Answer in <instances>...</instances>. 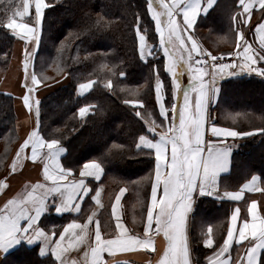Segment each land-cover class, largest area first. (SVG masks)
Returning a JSON list of instances; mask_svg holds the SVG:
<instances>
[{
	"label": "snow or ice",
	"instance_id": "snow-or-ice-1",
	"mask_svg": "<svg viewBox=\"0 0 264 264\" xmlns=\"http://www.w3.org/2000/svg\"><path fill=\"white\" fill-rule=\"evenodd\" d=\"M8 4L11 6L12 0H8ZM216 4L217 0H146L147 11L159 36L158 47L148 43L145 34L147 29L142 30L141 18L139 14L135 16L134 30L138 38L139 55L147 62L149 58H156L159 53H163L166 57L163 70L170 78V87L166 89L160 69L154 66L155 101L159 115L163 118L159 125L152 118L151 112L147 113L148 118L145 119L138 110L144 107V100L139 98V88H121V91L138 97L123 102L134 110L136 117L144 121L146 128L138 134L134 148L137 155L143 153L153 158V171L141 180L133 181L140 189L145 186L144 182L150 186L144 236L131 234L121 221V198L128 191L127 187H121L112 205L114 231L117 234L108 239L102 236L101 221L94 219L95 211L87 216L86 223L73 219L59 232L54 225L47 230L46 225L41 226L42 217L46 218V214L53 210L56 214L81 213L85 197L93 191L95 195L91 196V199L103 207L100 200L101 190L90 187L88 178L101 180L105 172L104 163L108 157L114 149L122 150L125 146L113 144L100 158L89 159L82 166L74 167L67 156L64 157L65 163L61 162L62 154L67 153L68 149L61 139H46L42 134L41 101L32 96L37 86L47 77L43 74L38 77L34 70L29 74L34 52L40 43L45 10L52 7V4L48 0H23L21 5L15 6L3 27L25 41L23 87L26 92L20 99L29 112L34 109L36 123L19 144L11 160L9 174L15 173L24 160L30 159L34 163L39 161L42 164L43 179L34 183L26 182L20 191L10 196L5 195V199L0 202V253L3 254V264H15L9 261L8 257L16 251H32L31 245L37 243L38 256L41 258L51 255L54 257V264H81L76 259H70L68 253L87 244L89 225L93 223L95 243L83 251V264H108L103 255L105 252L110 256L117 252H132L138 249H152L155 252L153 233L158 235L161 232L167 244L156 264H194L189 220L196 198L209 196L240 201L245 190L264 193V188L257 184L259 178L256 175L238 191H220L221 174L231 168L232 153L234 148L238 147L236 141L257 134L264 136V117H260V125H253L251 130H238L237 127L220 126L211 111L212 105L219 102V81L225 76L246 73L264 78V16L251 29L253 35L258 38L255 47L253 42L246 38L244 27L250 23L254 8L264 10V0H238L241 11L230 14V32L235 33L234 49L214 55L195 39L194 28L198 18L207 17ZM31 9H34V15L30 16L32 22H19L17 17L29 16ZM110 25L111 22L105 21V17L101 15L91 26L97 30H105ZM87 30L86 27L85 31ZM29 44L32 45L31 49ZM64 47L62 43L60 50ZM232 56H235L239 63L224 62L225 57ZM101 67L112 72L106 63ZM185 73L189 78L187 83L183 81ZM112 75L116 73L112 72ZM119 75L123 77L126 74L121 71ZM94 83L93 80L80 83V93L90 90ZM105 86L111 89L112 81L109 79ZM166 97H170L167 106ZM89 108L90 106L79 108L82 121L89 113ZM233 122L235 123V120ZM158 127H163L164 130L158 132ZM53 132L58 133L60 129H53ZM29 148L30 155L26 152ZM8 188L6 176L0 179V195H4ZM248 212L251 220L244 219L242 226L238 227L240 208L234 210L222 243L213 239L211 225L207 227L206 232L202 231V243L205 247L212 248L216 244L213 255L207 258L208 264H264V216L257 215V201H251ZM234 241L245 248L242 254H238V258L232 256ZM245 241L248 242L246 246L243 243ZM22 264L31 262L24 261ZM148 264H151V261Z\"/></svg>",
	"mask_w": 264,
	"mask_h": 264
},
{
	"label": "trees",
	"instance_id": "trees-1",
	"mask_svg": "<svg viewBox=\"0 0 264 264\" xmlns=\"http://www.w3.org/2000/svg\"><path fill=\"white\" fill-rule=\"evenodd\" d=\"M48 2L52 7L45 10L43 31L34 64L38 77L41 74L47 77L39 85L47 88L46 96L39 99L42 134L46 139H61L68 149L65 156L68 161L73 162L74 167L82 166L89 159L100 158L113 144L124 145L122 150L114 149L104 163L108 187L112 192L127 187L129 194H139L144 199L142 191L133 181L141 180L153 171V158L143 153L137 155L134 144L138 134L146 126L143 120L135 116L134 110L123 102L138 97L121 91V88H139V98L144 100V107L138 110L145 119L148 118L147 113L151 112L152 118L159 125L163 118L159 115L155 101L154 66L160 69L166 89L170 87V78L163 70L164 58L157 56L145 62L139 55L138 38L134 30L136 14L141 18L142 30L147 29L145 34L148 43L157 47L158 40L154 22L146 8V0ZM22 3L23 0H12L10 6L8 0L0 2V68L5 73L13 60L17 36L4 28L3 23L12 15L15 6ZM237 5L238 0H219L208 23L215 24V28L221 30L230 14L237 10ZM31 15H34V9L26 20L30 21ZM101 15L105 17V21L111 22L110 27L105 30H97L91 26ZM62 43L65 47L60 50ZM105 63L116 75L101 67ZM121 71L126 75L121 77ZM109 79L112 81L111 89L105 86ZM88 80L95 83L89 92L81 95L78 85ZM221 88L222 103H219L221 109L218 110L221 124H229L230 117L238 119L243 116L250 124L245 121L244 130L260 125L264 108L258 109L253 102L257 100L264 105V79L255 75L236 76L222 82ZM248 94L254 98L253 102H233ZM169 98L166 97V106ZM84 106L90 108L82 121L78 110ZM16 126L14 97L0 90V144L11 139ZM56 128L60 132H53ZM257 136L245 140L234 154V172L243 180L252 173H259L264 180V136ZM16 142L12 144L6 161ZM254 158L258 161L251 163ZM8 260L15 264H22L24 261H30L31 264H52L49 259L39 257L36 248L29 252L17 251Z\"/></svg>",
	"mask_w": 264,
	"mask_h": 264
},
{
	"label": "crops",
	"instance_id": "crops-1",
	"mask_svg": "<svg viewBox=\"0 0 264 264\" xmlns=\"http://www.w3.org/2000/svg\"><path fill=\"white\" fill-rule=\"evenodd\" d=\"M219 0H217L218 3ZM217 6V4H216ZM216 6L214 10L210 11V14L207 17L201 16L197 20V24L194 28L195 39L200 43L204 48L212 51L214 54L220 53L222 51L228 52L232 51L235 46V33L230 32L231 21L230 17L224 22L226 25L223 26L221 30L215 28V24H209V16L211 12L216 11ZM241 11L240 6L237 5V10L235 13ZM234 13V14H235ZM264 16V10H260L258 7L252 10V16L250 23L245 25L246 29V38L253 42L255 47L258 44V38L253 35L252 28L257 22L260 21L261 17ZM18 19V18H17ZM19 22L28 23L26 18L23 17L18 19ZM190 43V42H188ZM30 45V44H29ZM28 45V47H29ZM25 48V41L17 37L15 51L13 60L9 67V70L4 74L0 75V90L4 93L10 94L14 97L15 100V110L17 114V133L18 140L12 149L9 159L4 163L0 169V179H4L7 176V183L9 188L5 190L4 195H0V202L5 199V195L10 196L15 192H18L22 189L23 185L26 182H36L37 180H42V164L37 162H32L30 159L24 160L22 166L17 168L15 173L9 174L11 160L15 156V152L18 150L19 144L22 143V139L26 137V134L35 127L36 117L35 111L29 112L22 104L20 97L26 89L23 87L24 81V68L23 65L20 66L21 61L23 63V54ZM30 49V48H29ZM216 51V52H214ZM235 61L239 63L235 57ZM20 62V63H19ZM247 75L246 73H240L238 76ZM255 75V74H253ZM256 76V75H255ZM236 77V76H232ZM232 77L225 76L219 81V87L221 88L222 82L231 79ZM259 77V76H257ZM30 78V75H29ZM261 78V77H259ZM187 73L184 75V83L188 82ZM264 79V78H262ZM37 90L32 93L34 98L40 99L41 97L46 96V87L37 86ZM90 90L84 92L81 95L86 94ZM80 92V91H79ZM218 104V103H217ZM217 104L212 105L211 111L213 116L219 122L218 119V109ZM233 118H236L235 116ZM220 126H225L219 123ZM231 142V138H229ZM238 147L234 148L232 153V164L228 172L221 174V193L223 191H238L243 186L244 183L251 180L253 175H256L259 179L257 184L260 188H264V180L262 179L259 173H252L246 179H241L240 176H237L234 172V154L239 148V143L236 141ZM30 148L26 152L30 155ZM67 153L62 154L61 162H63L64 157ZM89 186L101 190L100 200L103 207H100L91 199V196L95 195V191L90 192L88 197H85L84 202L81 205V213L66 212L63 214H56L54 210L46 214V218L42 217L41 226H47L51 228L53 225L56 227L57 231H61L63 226H66L73 219H77L80 223L87 222V216L91 215L93 211L96 212V217L94 219H99L101 221V232L102 236L105 239L112 238L115 234L114 231V217L112 216V205L115 202V196L119 193L112 192L108 187V180L105 177V172L101 177V180L96 181L94 178H88ZM129 191H127L124 196L121 198V206L119 208V213L121 216V221L126 225L131 234H136L141 237L144 236V229L146 227V207L148 199L141 201L140 197L134 196L133 199L129 198ZM135 199V200H134ZM257 201V215L264 216V193L260 191H247L245 190L244 196L240 201H234L229 198L216 199L209 196H199L196 198L193 211L190 214V231L189 236L192 241L193 257L194 264H208V257L213 255V249L216 248V244L212 248H207L202 243V231L206 232L209 225L213 228V239L217 243H222V239L226 236V231L230 227L231 223V214L234 210L239 207L240 214L238 216L237 226H242V221L244 219L251 220V215L248 212L251 201ZM64 218V219H61ZM94 223L89 225V236L87 238V244H83L79 249H72L68 253L70 259H76L83 264L84 257L83 251L87 250L89 245H94ZM155 227V224L153 225ZM153 238L155 240L156 251L153 252L152 249H138L132 252H117L114 255L110 256L109 253L105 252L104 259L108 261V264H118V262L127 261L128 264H148L151 261V264H156V261L159 258V255L162 253L163 249L166 247L167 241L163 237V233L158 235L153 233ZM244 245H247V241L243 242ZM31 247L36 248L39 253V244H33ZM245 248L241 247L240 244L233 242L232 245V256L238 258V254H242ZM9 251H12L9 249ZM17 252V251H16ZM14 252V253H16ZM13 253V254H14ZM11 257V256H10ZM8 257V259L10 258ZM3 254L0 253V264H3ZM49 259L52 264H54V257L49 255L45 257Z\"/></svg>",
	"mask_w": 264,
	"mask_h": 264
},
{
	"label": "rangeland",
	"instance_id": "rangeland-1",
	"mask_svg": "<svg viewBox=\"0 0 264 264\" xmlns=\"http://www.w3.org/2000/svg\"><path fill=\"white\" fill-rule=\"evenodd\" d=\"M32 10V9H31ZM31 10H30V13H31ZM29 17V16H28ZM18 19H21V18H19V17H17ZM25 18H27V16L25 17ZM28 23H31L32 21L30 20H26ZM157 34V33H156ZM157 47L159 46V36H158V34H157ZM29 48L31 49L32 48V45H29ZM37 50H38V48H36V50H35V52H34V61H33V63L30 65V67H29V74H31V72L34 70V64H35V59H36V55H35V53L37 52ZM221 53V52H220ZM214 54V53H213ZM158 56L159 57H161V59L162 58H164V60H165V63H166V57H164L163 56V53L161 52V53H159L158 54ZM20 63V62H19ZM23 65V63H22V61H21V64H20V66H22ZM5 74V72H3V69H1L0 68V75H4ZM168 75V74H167ZM53 77V76H52ZM169 77V76H168ZM169 81H170V79H169ZM183 81H184V76H183ZM222 95H223V91H222V88H221V94H220V98H219V102H218V104H217V109L218 110H220L221 109V104L219 105V103H222ZM240 96V95H239ZM257 99V98H256ZM254 101V98L252 97V95H247V96H245V97H241L240 96V98L238 97L237 99H235L233 102H243V101ZM254 103V105H256L257 107H258V109H260V108H264V105H262L259 101H255V102H253ZM219 105V106H218ZM238 118V117H237ZM218 119H220V116H219V114H218ZM229 119V121H230V123L228 124V123H225V124H223V125H225L226 127H237V129L239 130V129H243L244 130V123H245V121H247L248 119L246 118H244L243 116H241L240 118H238V119H233L232 117H230V118H228ZM233 120H235V123L233 122ZM248 122V121H247ZM220 123V122H219ZM248 124H249V122H248ZM250 125V124H249ZM164 129H163V127H158L157 128V131L159 132V131H163ZM257 135H259V134H257ZM257 135H255V136H252V137H248V138H245V139H241V140H238L237 142L239 143V145H241L245 140H247V139H251V138H254V137H258ZM8 138V137H7ZM17 138H18V133H17V126H16V130H14V133L13 134H11V139H8V141H3V142H1V144H0V166L2 167L3 165H4V163H5V161H6V158H7V156H8V154H9V152H10V150H11V148H12V144L14 143V142H16V140H17ZM254 161H258V159L256 158H254V160H252V161H250L251 163L252 162H254ZM121 187V186H120ZM120 189V188H119ZM119 189L117 190V191H119ZM129 189H130V187H129ZM141 191H142V195H144L145 196V198L142 200V201H145V200H147V198H148V196H149V194H150V186H149V184L147 183V182H145V186L142 188V189H140ZM130 199H132V198H134V196H136L135 195V193H130ZM137 197H140L139 196V194L137 195ZM135 200V199H134Z\"/></svg>",
	"mask_w": 264,
	"mask_h": 264
},
{
	"label": "built area",
	"instance_id": "built-area-1",
	"mask_svg": "<svg viewBox=\"0 0 264 264\" xmlns=\"http://www.w3.org/2000/svg\"><path fill=\"white\" fill-rule=\"evenodd\" d=\"M219 54V53H218ZM214 55H217V54H214ZM229 61H235V56H232V57H225L224 58V62H229ZM219 62V61H218Z\"/></svg>",
	"mask_w": 264,
	"mask_h": 264
}]
</instances>
